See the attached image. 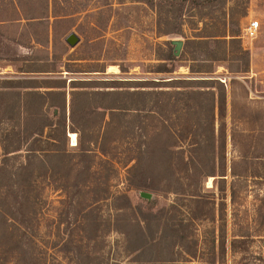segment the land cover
<instances>
[{"label": "rangeland", "instance_id": "obj_1", "mask_svg": "<svg viewBox=\"0 0 264 264\" xmlns=\"http://www.w3.org/2000/svg\"><path fill=\"white\" fill-rule=\"evenodd\" d=\"M122 1L0 0V264H264V0L186 2L184 35L230 12L247 52L173 63Z\"/></svg>", "mask_w": 264, "mask_h": 264}, {"label": "trees", "instance_id": "obj_2", "mask_svg": "<svg viewBox=\"0 0 264 264\" xmlns=\"http://www.w3.org/2000/svg\"><path fill=\"white\" fill-rule=\"evenodd\" d=\"M130 1L142 2L146 4L154 12L156 16V30L159 35L176 34V35H180L184 37L182 50L179 56L174 55V52L172 50V45H173L172 40H168L167 44L171 47V50L169 48L167 55L163 59H166L170 63L183 59L185 55L189 51H192V50L193 51L196 50L195 53H199V54L204 53L203 50L201 49H206L209 46L213 47V49L210 50L209 55H208V59H212V60L224 59V57H226L228 53H231V48H234L236 46L239 47L240 50L242 49L240 47V40H239L240 37H239V34L237 33L238 30H231L229 26V24L231 23V16H232L230 12L226 13V15L228 16L227 18L228 26H226V34H223L220 36H217V35L209 36V35H201L199 33H196L191 36H186L183 34V30H182V27L185 22L183 18L182 10L186 2L191 1V0H130ZM211 1L212 0H203V2L201 3L197 2L196 4L192 5V7L193 8L200 7L201 9H203L204 7L209 5ZM122 2H123L122 0H118V3H122ZM241 51L247 52L246 50H243V49ZM217 53H221L222 56L216 57L215 55ZM172 70L173 69L161 68L159 66V68H157L155 71L156 72H171ZM178 80L186 81L184 79H178ZM170 81H174V80H170ZM211 81H214V80H211ZM181 86L185 87V85H180V86L178 85L176 87H181ZM35 87H38V86H35ZM136 91H142V90H136ZM106 94L110 96H116V94H119V93L118 92H107ZM33 95H35V93H33ZM112 100L113 99H110L104 103L95 105V107L97 108L108 110L109 112H111V119H113V113L120 109V107L115 105ZM34 133L40 134V129L35 131ZM2 147L4 148L3 145ZM6 154H8V152H5L4 154L5 156H3L2 159L4 160L7 159L8 156ZM132 159H135V161H134V164H132L130 167L131 171L137 169L140 165L137 157L132 158ZM1 168L2 167L0 166V169ZM3 201H4V197H2L0 200V215L1 216L3 215V218H4L6 212L4 211V208H3L4 207ZM135 221H136L137 226H139V228L142 229L141 221L139 217H137Z\"/></svg>", "mask_w": 264, "mask_h": 264}, {"label": "water", "instance_id": "obj_3", "mask_svg": "<svg viewBox=\"0 0 264 264\" xmlns=\"http://www.w3.org/2000/svg\"><path fill=\"white\" fill-rule=\"evenodd\" d=\"M65 40L70 46H74L79 41V37L74 32H71L66 36ZM172 44L174 55L178 56L181 52L183 42L182 40H172ZM140 195L147 199L150 198V193L140 192Z\"/></svg>", "mask_w": 264, "mask_h": 264}, {"label": "built area", "instance_id": "obj_4", "mask_svg": "<svg viewBox=\"0 0 264 264\" xmlns=\"http://www.w3.org/2000/svg\"><path fill=\"white\" fill-rule=\"evenodd\" d=\"M257 20H249L247 25L243 28V34L241 37L253 38L256 34V30L258 28Z\"/></svg>", "mask_w": 264, "mask_h": 264}, {"label": "bare ground", "instance_id": "obj_5", "mask_svg": "<svg viewBox=\"0 0 264 264\" xmlns=\"http://www.w3.org/2000/svg\"><path fill=\"white\" fill-rule=\"evenodd\" d=\"M70 140H71V144L75 145L77 143V136L75 133L69 132Z\"/></svg>", "mask_w": 264, "mask_h": 264}]
</instances>
